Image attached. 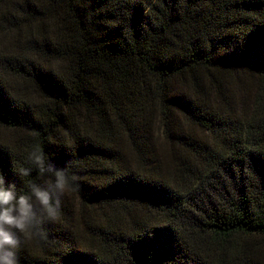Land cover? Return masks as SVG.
<instances>
[{"label":"trees","instance_id":"obj_1","mask_svg":"<svg viewBox=\"0 0 264 264\" xmlns=\"http://www.w3.org/2000/svg\"><path fill=\"white\" fill-rule=\"evenodd\" d=\"M37 149L20 264H264V0H0L5 186Z\"/></svg>","mask_w":264,"mask_h":264},{"label":"clouds","instance_id":"obj_2","mask_svg":"<svg viewBox=\"0 0 264 264\" xmlns=\"http://www.w3.org/2000/svg\"><path fill=\"white\" fill-rule=\"evenodd\" d=\"M28 159L39 167L41 174L44 171L52 174L54 180L48 183L54 187L55 194L35 182L28 183V192L19 191L15 184L5 186L0 174V264H20L18 250L22 238L24 243L28 235L46 239L45 229L38 227L41 221L37 218L36 207L39 206L47 222H55L60 214L61 197L67 189L77 186L76 177L70 175L67 168L57 169L52 165L45 168V157L40 150L30 152ZM19 174L27 177L29 170L20 168Z\"/></svg>","mask_w":264,"mask_h":264}]
</instances>
